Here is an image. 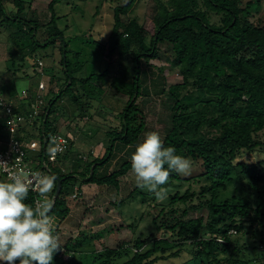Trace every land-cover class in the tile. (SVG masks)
Returning <instances> with one entry per match:
<instances>
[{"label": "trees", "instance_id": "1", "mask_svg": "<svg viewBox=\"0 0 264 264\" xmlns=\"http://www.w3.org/2000/svg\"><path fill=\"white\" fill-rule=\"evenodd\" d=\"M6 1L14 7L0 0V19L2 24L7 22L17 29L11 33L17 46L11 52L10 60L14 65L16 60L33 56L40 47L62 42L60 64L65 76L51 73L48 77L51 85L63 83L57 91L50 88L43 95L42 111L33 122L24 124L20 138L34 135L42 142L45 139L49 142L54 134H64L60 131V117L53 118L60 99L64 103L69 97L77 106L74 112L77 116L73 115L77 118L90 116L94 101L105 104L108 86L129 96L119 112L121 125L107 132L110 145L102 157L91 155L86 159L81 153H74L72 141L63 156L48 162L47 172L56 177L53 194L57 177L62 180L60 195L54 204L50 201L52 207L48 213L55 223V235L71 213L70 195L76 193L78 203L88 205L90 210L93 206L79 199L83 185L120 189L130 173V159L121 161L103 177L98 176V169L112 159L118 143L135 147L148 129L144 110L138 102L143 95V60L161 72L166 66L155 63L161 56L178 67L182 79L168 88L163 103L169 115L168 127L161 138L164 147H175L178 154L200 162L203 167L202 172L194 176L171 173L167 186L175 181H180L181 186L188 182L190 185L184 192L178 190L170 194L166 202H159L149 192L143 193L145 197H141V202L149 205L146 215L151 216L154 225V231L148 235L123 241L116 248L94 250L93 240L103 236L101 229L98 232L83 230L64 244L59 241L61 248L54 255L55 260L83 264L77 259L78 254H88L89 250L94 255L93 264H154L167 257H178L186 248L193 254L192 264H243L240 259L234 260L236 254H244L245 249L264 250L263 230L256 244H239L237 238L245 230V216H253L250 227L264 226V185H260L264 182V162L240 160L247 151H264V18L256 23L251 19L255 11H261L262 0L246 3L243 0H157L153 31L128 16L140 0H126L114 9V25L107 41H94L110 60L107 68L87 77L76 76L75 71L80 68L74 69L70 63L73 53L58 25L60 17L56 12L61 0H50L51 18L45 24L37 17H26L25 4L30 0ZM44 26L47 37L41 42L38 32ZM163 46H166L165 51ZM115 55H118L117 61L113 60ZM128 55H131L132 65L125 64ZM73 57L79 54L74 53ZM15 94L13 90L9 92L11 97ZM37 95V89L30 87L25 102L33 103ZM7 134V119L0 118V138L7 139ZM47 152L48 145L44 144L39 159L47 156ZM68 160L72 165L67 169ZM203 179L207 184L200 186V191L193 189L191 184ZM164 186L159 189L161 192ZM249 187L257 189L255 205ZM132 190L140 188L136 186ZM132 190L127 197L133 196ZM36 197L29 191L25 202L35 207ZM195 198L198 203L194 202ZM124 200H115L113 205ZM199 208L208 210L207 220L204 216L190 217L191 211ZM134 224L128 225L135 228ZM161 232L163 235L159 236ZM169 247L175 251L166 257ZM65 255L68 258L65 259ZM123 258L126 260L120 261Z\"/></svg>", "mask_w": 264, "mask_h": 264}, {"label": "rangeland", "instance_id": "2", "mask_svg": "<svg viewBox=\"0 0 264 264\" xmlns=\"http://www.w3.org/2000/svg\"><path fill=\"white\" fill-rule=\"evenodd\" d=\"M248 1L249 0H243L244 3ZM5 2L8 6L14 7L11 2H7L6 0ZM49 2L50 0L26 1V17L28 19L37 17L41 23H47L51 18V13L48 8ZM125 2L126 0H61L57 4L56 12L60 17L58 25L63 31L65 39L69 41V49L73 54H79V57H73V54L70 55L72 68H80L78 71H75L76 76L87 77L92 73H101L107 68V64L110 60L106 53L102 52L94 41H107L114 25V9L116 6ZM261 3V11H255L251 17L252 21L255 23L264 18V0H262ZM156 9L157 0H140L129 12L128 16L132 19H137L140 24L153 31L152 21L156 13ZM128 16L125 19H127ZM45 26L38 32V39L41 42H43L47 37ZM16 30L17 29L15 27L8 25L7 22L6 24H2L0 19V99L6 98V100H14L15 102H18L19 98H21V96L26 93L30 87L37 89L38 83L41 79H45L46 84L48 82L49 89L52 88L54 92L57 91L63 81L59 84L54 82V84L51 85V83L49 84L48 76H50L51 73L56 74L58 77L65 76L63 68L60 64V60L62 58V54L60 52L62 47L61 40H59L56 45L40 47L33 56H29L25 60H16L14 65L13 61L10 60L11 52L14 51L17 46L13 36H11V33ZM163 47L164 48L162 50L165 51L166 46ZM130 57L131 55L125 57V64L132 65ZM38 60H42L44 62L45 70L43 74L38 72ZM113 60L117 61L118 55H115ZM155 63L165 65L166 70L161 72L155 67L146 64L145 60H143V95L138 99V102L144 110L148 124V129L146 130L145 135L148 132L156 131L160 134V136H164L168 127L167 123L169 115L166 108L163 107V103L167 99L169 86L180 82L182 76L178 72V67L170 65L165 59V56H161L160 59L155 60ZM116 69L119 71L121 70L120 67H117ZM113 71H115V68ZM108 88L106 100L104 101L105 104L101 103L100 100L94 101V107L90 110V116H93L94 118L87 115L78 116L76 118L77 121L72 119L73 115H75L74 112L76 111L77 106L69 100V97H66V100H64L66 102L63 103L60 99L57 103L58 111L53 114V118L60 117L59 123L61 128L60 131L62 133L67 134L68 130L71 131L74 129L75 124L77 126H80L79 124H81L79 130L83 128L85 129V131H81L82 133L76 141V146L80 144L79 147L77 146L78 148L85 147L82 148V150L80 149L81 151L86 152L90 151L92 148L94 149L97 141H102V144H105L104 147L108 149L110 145V137L107 136V132L121 125L119 112L125 107L129 96L120 94L109 86ZM11 90L16 93L13 97L9 95ZM76 116L77 114L75 117ZM83 125L85 126L83 127ZM37 138L39 139V137ZM133 149H135L134 146L130 147L129 150L125 152L124 156H121L117 160V167L121 164V161L130 159ZM76 150L79 151V149ZM240 160L250 163H256L258 161L264 162V151L262 149L247 151L242 154ZM202 170L203 167L200 162L191 161L190 171L188 174L182 175L194 176L201 173ZM0 180L7 181L8 179L2 176ZM123 180L122 185L125 186V188L122 187L124 190L119 193L120 197L117 200L124 198V202H119L116 206H114V201L111 200V198L114 197L107 194V198H104L107 200L105 203L106 205L103 203L95 206L92 205L93 207H96L94 208L96 212L91 211L93 207H90V210L87 212H78L74 217L68 215L63 221H67L68 223H64L65 225L61 223L59 226V241L64 244L71 237H76L80 231L90 229L92 232H96L101 229L103 236L99 239L93 240V248L94 250H104L106 247L116 248L123 241H129L134 237L141 235H148L154 231L152 218L151 216L146 215L149 205L141 202V197H145V194L143 193L148 191L142 189L138 191L132 190L136 187L132 171H130L127 178ZM180 183V181H175V183L171 186H164L162 188L163 197L158 199V201L166 202L170 194L174 195L178 190L184 192L190 185L189 182L185 183L183 186H181ZM204 184L207 183L203 179L198 183H193V185L191 184V186L193 189L200 191V186ZM261 184L264 185V182H260V185ZM249 188V191L252 192V203L254 204L257 197V189L254 187ZM130 190H132V192L134 191V194L129 198L127 196L130 193ZM71 202H73V199L69 202V204H71ZM194 202L198 203L199 200L195 198ZM180 206L181 208H184L185 205ZM99 207L100 210L98 209ZM251 214H253V212H251ZM142 215L145 216L142 217ZM198 216H204L207 220L209 212L207 209L203 208L191 211L190 217ZM243 219H245V230L242 234L237 236V238L240 239L239 244L245 243L252 245V243H258V238H262L264 234V226H256L255 228L250 227L253 216H245ZM131 223H135V228L128 225ZM261 230H263V234L261 233ZM253 233H256L255 236ZM158 235L162 236L163 234L161 232ZM171 248H168V251L165 254L166 257L171 252L175 251V249ZM245 250L244 254H236L234 260L240 259L243 261V264H264V250ZM86 252H88V254L79 253L77 259L84 262L83 264H93L92 262L95 260L94 255L90 253L91 251L89 250ZM180 252L181 253L178 257H167L166 259H161L154 264H192L193 254L186 248H183ZM122 260H126V258L120 259V261ZM53 264L66 263H62L60 260H55L53 258Z\"/></svg>", "mask_w": 264, "mask_h": 264}, {"label": "clouds", "instance_id": "3", "mask_svg": "<svg viewBox=\"0 0 264 264\" xmlns=\"http://www.w3.org/2000/svg\"><path fill=\"white\" fill-rule=\"evenodd\" d=\"M130 160L136 186L157 199L163 197L159 189L171 173L188 174L191 168V161L175 147H164L156 131L136 144ZM55 182L54 175L46 174H37L31 183L17 174L0 180V264H53L61 245L48 214L52 205L47 197ZM30 190L45 197L38 207L25 202Z\"/></svg>", "mask_w": 264, "mask_h": 264}, {"label": "built area", "instance_id": "4", "mask_svg": "<svg viewBox=\"0 0 264 264\" xmlns=\"http://www.w3.org/2000/svg\"><path fill=\"white\" fill-rule=\"evenodd\" d=\"M38 71L41 74L44 73V62L42 60L38 62ZM47 85L48 82L46 84L45 79L39 81L37 86L38 95L33 103L25 102L28 98V91L21 96L18 102L6 100V98L0 99V118L7 119L8 125L7 139L0 138V175L8 180L11 175L17 174L31 183L37 174L49 175L47 172L48 164L63 156L71 146L72 138L61 133L54 134L49 142H46L45 139L44 142L38 140L39 143H36L31 142L28 138H20L21 128L24 124L33 122L42 111L44 105L43 95L49 89V85ZM24 102L25 104H22ZM44 144L48 145V152L47 156L40 160L39 155ZM33 151H37L38 155H33ZM30 191L37 195L35 207H38L45 197L40 196L37 191ZM54 195L52 191L47 197L52 203L54 202ZM68 198L69 202L72 199L75 200L77 194H72ZM52 223L55 226L53 220ZM56 236L58 238V235ZM66 258H68L67 255H65Z\"/></svg>", "mask_w": 264, "mask_h": 264}, {"label": "crops", "instance_id": "5", "mask_svg": "<svg viewBox=\"0 0 264 264\" xmlns=\"http://www.w3.org/2000/svg\"><path fill=\"white\" fill-rule=\"evenodd\" d=\"M72 119L76 120V118H74V117ZM79 125L80 126H77L75 124L74 129H72L71 131L68 130L67 134L65 133L66 135H68L72 138V141L74 143L73 149H72L73 152L74 153H81L84 156V158L91 156V155L93 157H102L107 151V148L104 147L105 144H102V141H97L94 149L92 148V149H90V151H86L87 153L85 151H81L82 148H85V147L78 148L80 146V144L77 145L78 147L76 146V141L78 140V137H80V135L82 133L81 131L82 130L85 131L84 129L79 130V127H81V124H79ZM84 126L85 125H83V127ZM26 138L30 139L31 142H36V143H39L38 140H40L37 138V136L35 137L34 135H32V136L28 135ZM90 148H91V146H90ZM129 148H130L129 146H123V144L118 143L116 145L112 159L106 165L99 167L98 176L103 177L105 175L110 174L114 169H116L117 168V160L121 156H124L125 152H127L129 150ZM76 149H79V151ZM33 155L37 156L38 152L33 151ZM118 164H119V162H118ZM71 165H72L71 161L68 160L66 162V168L68 169V166H71ZM122 187L125 188V186H122ZM123 190L124 189H122V188L112 189L109 186H105V185L85 184L82 186V196L79 197V199H82L83 201L86 200L87 202L91 203V204H89L90 206L91 205L95 206V205L101 204V203L105 204L107 200H105L104 198L107 196V194L112 195L114 198H111V200L115 201V200L119 199V197H120L119 193H121ZM69 205L71 207V213L69 215H71L72 217H74L78 212L83 211V213H84V212L88 211V209H87L88 205L79 204L77 199L73 200V202H71V204H69ZM98 209L100 210V207ZM93 212H96V211L93 210ZM107 215H108V213H107ZM64 223H68V222L67 221L63 222V225H65ZM83 225H84V222H83Z\"/></svg>", "mask_w": 264, "mask_h": 264}, {"label": "water", "instance_id": "6", "mask_svg": "<svg viewBox=\"0 0 264 264\" xmlns=\"http://www.w3.org/2000/svg\"><path fill=\"white\" fill-rule=\"evenodd\" d=\"M61 189H62V180L59 177H57V189H56V192H55V195H54L53 204L56 202L57 198L59 197Z\"/></svg>", "mask_w": 264, "mask_h": 264}]
</instances>
